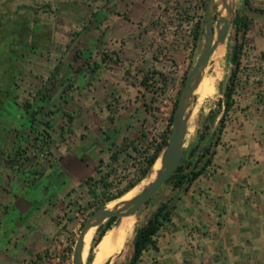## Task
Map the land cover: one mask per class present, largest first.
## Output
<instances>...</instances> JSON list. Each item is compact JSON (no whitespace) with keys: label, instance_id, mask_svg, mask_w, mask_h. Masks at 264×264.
<instances>
[{"label":"rangeland","instance_id":"obj_1","mask_svg":"<svg viewBox=\"0 0 264 264\" xmlns=\"http://www.w3.org/2000/svg\"><path fill=\"white\" fill-rule=\"evenodd\" d=\"M0 1L10 3V0ZM38 1L49 3L51 12L44 13L43 8L37 6L40 12L35 17L38 33L33 44L36 49L21 53L24 59L17 75V87L10 91L20 105L27 100L34 101L42 92L36 109L41 108L46 116H37L35 132L31 134L20 129L16 120L5 117L6 111L0 109L3 116L0 118V151L3 153L0 156V264H73V251L82 226L97 210L86 209L92 200L83 182L90 177L96 180L106 177L111 184L110 193L116 195L138 178L144 158L131 144L135 143L143 151L148 144H156L169 130L171 132L176 102L204 44L202 33L193 45L192 60L180 75L174 71V75L165 78L166 87L158 84V88L150 92L143 88L130 90L125 88L126 83H139L142 78L139 68H144L147 62L175 66L171 63L170 51L192 36L191 26L203 21L207 0H192V3L166 0L165 12L161 7L156 12L158 2H155V12L144 14L143 20L130 29L121 26L123 32L116 19L119 14L123 15L116 0ZM250 5L246 8L244 0H239L236 17L260 9ZM125 20L126 17L123 22ZM250 20L253 29L258 20ZM119 37L123 38L119 40ZM240 37L233 23L227 47L221 49L219 64L213 63L206 71L205 79L211 80L215 93L200 102L198 99L193 109L195 116L189 124L186 150L195 146L200 136L206 137L211 146L216 141L225 108L224 93L234 68L231 57ZM117 38L119 43L115 44ZM129 38L136 43H129ZM246 44L239 72L237 106L228 117V123H239L249 110V106L242 103L245 88H258V96H264V65L253 42ZM121 54H134L132 64L128 61L127 67H123L126 59ZM154 57L156 59L151 61ZM116 79L121 81L116 82ZM100 80L113 82L112 85L118 83L120 87L110 88V84H104L108 88H94ZM108 104L111 110L117 109V115L111 117L116 124L114 129L128 130L124 135L120 133V139L115 141L116 162H111V151L105 149L109 155L101 153L102 156L95 152L100 142L95 140L96 132L90 134L100 120L106 119L101 109L106 111ZM105 128L114 138L112 129ZM21 137H25L23 142ZM17 150L23 152V166L12 163ZM77 158L84 162L83 167H70V161ZM142 183L140 190L148 185ZM163 199L164 196L158 203L151 200L141 208L134 227L130 228L133 234L127 238L123 254L112 264H129L136 230L147 223ZM15 206L19 208H13ZM122 222L123 219L120 223L118 220L112 228ZM97 236L98 232L89 240L86 264ZM16 244L21 245L18 252L13 249ZM96 251L97 248L94 256Z\"/></svg>","mask_w":264,"mask_h":264},{"label":"crops","instance_id":"obj_2","mask_svg":"<svg viewBox=\"0 0 264 264\" xmlns=\"http://www.w3.org/2000/svg\"><path fill=\"white\" fill-rule=\"evenodd\" d=\"M248 1L264 10V0ZM155 2H158L156 12L159 7L166 11V0H116L123 14L116 18L121 32V26L130 29L143 20L144 14L155 12ZM254 23L255 27L252 29L251 26L246 34V43L252 41L261 55L264 52V19ZM195 32L196 25L191 26L189 33L192 36L184 43H177L170 51L174 67L147 62L144 68H139L140 82L135 85L126 83L125 88H143L150 92L152 88H158V84L166 87L165 78L175 73L180 75L192 60ZM119 40L115 39V44ZM129 43L135 44L136 41L131 39ZM121 55L126 59L123 67H127L128 61L132 64L134 54ZM98 83L94 88H108L104 84H110V88L120 87L118 83L112 85L113 82L103 83V80ZM244 91L242 103L249 106V110L239 123H226L220 143L213 150L215 154L209 170L181 189L169 187L166 190L163 201L171 212L170 221L164 223L155 237L157 250L145 252L139 264H264V96H258V88H245ZM262 93L264 95V91ZM110 106L108 104L106 111L101 109L106 119L100 120L97 128L90 131V134L92 131L97 133L94 139L100 144L95 152L100 156L101 153L109 155L105 149L118 155L114 149L115 141L120 139V133H128L126 129L120 132L114 129L116 124L111 117L117 115V109L111 110ZM68 117L73 121L71 116ZM104 126L112 129L114 138L107 134ZM125 141L123 139L124 144ZM70 163V167H83L84 164L78 158ZM23 243L21 241V245ZM21 245H14L13 249L18 252Z\"/></svg>","mask_w":264,"mask_h":264},{"label":"trees","instance_id":"obj_3","mask_svg":"<svg viewBox=\"0 0 264 264\" xmlns=\"http://www.w3.org/2000/svg\"><path fill=\"white\" fill-rule=\"evenodd\" d=\"M29 2L37 4H29ZM244 5L246 8L251 7L248 0H244ZM37 6H41L44 13L51 12L50 4L42 1L10 0V3L0 1V109L6 111L5 117H11L16 120V122L20 125V129L29 131L31 134L35 132L33 127L37 122V116L41 115L43 118L46 116L41 108L38 110L36 109V103H38L39 100H42V92L35 97L34 101L27 100L23 105H20L16 101V98L13 93H11L10 89L17 87V75L23 63L22 59H24V56L21 53L24 50L32 52L36 49L35 44L33 43L38 33L35 17L40 11ZM256 11L264 14V10L258 9ZM251 26L252 21L246 14L238 15L234 21L236 34L237 36L241 35V39L235 45L233 55L231 57V62L234 68L231 72L229 84L224 93L225 100L223 103L225 108L222 119L220 120V126L217 130L216 141L214 145L211 146L207 144L208 139L206 137H199L195 146L188 150L187 158L184 164L179 167L177 174L171 178V187L173 188L181 189L184 184L193 182L201 175H204L213 164L215 154L213 152V148L220 143L223 129L226 126L228 117L231 114H234L237 106L236 96L238 95V83L240 81L239 72L241 68V60L247 46L246 34L250 31ZM202 29L203 21L198 22L196 25V32L194 34V40L196 42H198L202 36ZM260 60L264 65V52L261 53ZM178 100L176 102L174 112L176 110ZM174 112L171 116V123L173 122ZM1 117L3 116L0 115V118ZM212 119L213 118L211 117L209 118L210 121H213ZM169 134L170 130L167 132V136L162 138L160 143L157 142L156 144H148L145 148H143V151H140L138 146L135 143H132L133 149L136 153L144 158V166L140 169L138 178L131 181L126 188L119 191L116 195L110 193L111 184L108 182L106 177H101L99 180L90 177L85 180L83 185H86L92 200V203H89L86 209H93L95 211L107 203L122 198L137 187V185L147 177L156 164L162 151L167 145ZM21 140L23 142L25 137H21ZM0 156H3L1 151ZM117 160L118 155L112 154L111 162H116ZM24 161L25 158L23 152L17 150L12 163L23 166L22 162ZM96 171L97 173H100L98 168ZM170 215L171 212L168 204L163 201L160 203L147 223L137 229L134 240L133 255L129 264H139L145 252L150 249L157 250L155 237L164 223L170 221ZM117 221V218H112L100 228L98 236L94 240L90 249V255L88 258L89 263L94 262L95 256L93 253L95 248H97L98 251V246L103 237L112 229ZM38 259L42 260L40 255H38Z\"/></svg>","mask_w":264,"mask_h":264},{"label":"water","instance_id":"obj_4","mask_svg":"<svg viewBox=\"0 0 264 264\" xmlns=\"http://www.w3.org/2000/svg\"><path fill=\"white\" fill-rule=\"evenodd\" d=\"M238 2L239 0H207L202 29L204 44L200 55L196 58L186 77L184 87L180 93L167 145L157 160L160 161V169L154 181L145 185L130 200L120 201L124 197L123 196L118 200L98 208L88 218L75 244L73 264H86L83 258L86 247L85 239L91 230L94 229V235L112 218H117L119 223L125 218L135 219L146 203L151 200H153L154 203L160 202L166 190L171 187V178L177 174L179 167L184 164L187 158L188 150L185 149L186 138L189 124L193 116V109L199 99L195 92L203 79H205L207 69L214 63L212 57L218 47H223L224 50L227 47L231 29L237 14ZM220 5L222 6V10L219 9ZM223 11H225V14H223ZM217 13L218 16L216 18ZM246 15L253 20L264 19V14L261 12H246ZM227 57L229 58L230 56ZM222 89L221 84L220 92H222ZM152 170L142 181L149 177ZM142 181L137 186H139ZM112 203L116 204L111 207ZM123 252L122 250L119 254L109 258L105 264H112ZM87 264L91 263L87 262Z\"/></svg>","mask_w":264,"mask_h":264},{"label":"bare ground","instance_id":"obj_5","mask_svg":"<svg viewBox=\"0 0 264 264\" xmlns=\"http://www.w3.org/2000/svg\"><path fill=\"white\" fill-rule=\"evenodd\" d=\"M221 7L222 6L220 5L219 9H221ZM223 14H225V11H223ZM222 48L223 47H218L217 51L214 53L212 57L214 65L216 66L220 62ZM211 84H212L211 80L203 79L199 88L195 92L196 96L199 97V102L201 101V99L212 96L215 93V88ZM159 169H160V161H157V163L153 167L152 173L148 177V180L144 181L142 185L153 182ZM139 190H140V186L136 187L131 193H129L128 197H123L122 201L130 200L131 198L134 197L135 194L139 192ZM134 223H135L134 218H125L123 219L122 224H120L118 227L112 228L110 231L106 233V235L103 237L101 243L98 246V251L95 255L94 264H105L107 259L113 257L114 255L119 254L120 252H122V250H124L127 238L133 234V231H131L130 228L134 227ZM93 232L94 229L87 234L85 239L86 247L83 255L84 260L87 256L89 240L93 236Z\"/></svg>","mask_w":264,"mask_h":264},{"label":"built area","instance_id":"obj_6","mask_svg":"<svg viewBox=\"0 0 264 264\" xmlns=\"http://www.w3.org/2000/svg\"><path fill=\"white\" fill-rule=\"evenodd\" d=\"M169 136H170V134L168 135V139H169ZM163 137H165V136H163ZM162 140V139H161ZM161 140L158 142V143H160L161 142ZM70 259H71V257H70Z\"/></svg>","mask_w":264,"mask_h":264}]
</instances>
